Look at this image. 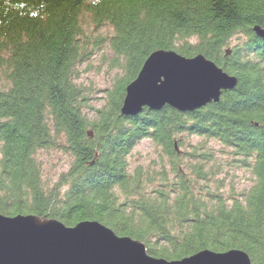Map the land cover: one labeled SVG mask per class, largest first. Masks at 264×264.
<instances>
[{"label":"trees","instance_id":"1","mask_svg":"<svg viewBox=\"0 0 264 264\" xmlns=\"http://www.w3.org/2000/svg\"><path fill=\"white\" fill-rule=\"evenodd\" d=\"M263 24L264 0H0V213L97 220L167 259L238 248L264 264V39L252 29ZM104 26L116 73L95 107L80 66L106 40L94 34ZM156 49L202 53L237 83L191 111L121 114L127 84ZM143 139L157 161L131 167ZM47 149L70 158L51 185L38 159ZM234 166L254 179L238 194L221 176Z\"/></svg>","mask_w":264,"mask_h":264},{"label":"water","instance_id":"2","mask_svg":"<svg viewBox=\"0 0 264 264\" xmlns=\"http://www.w3.org/2000/svg\"><path fill=\"white\" fill-rule=\"evenodd\" d=\"M253 31L264 39V24ZM229 49L226 50L228 54ZM237 78L202 53L186 57L173 49H156L127 84L121 114L168 104L194 110L218 101ZM0 264H252L247 252L202 249L177 259L150 255L144 242L119 235L97 220L67 226L56 218L0 213Z\"/></svg>","mask_w":264,"mask_h":264},{"label":"rangeland","instance_id":"3","mask_svg":"<svg viewBox=\"0 0 264 264\" xmlns=\"http://www.w3.org/2000/svg\"><path fill=\"white\" fill-rule=\"evenodd\" d=\"M91 27L89 26V29ZM113 30L111 26H104L94 34L100 35L101 38L106 39L102 41V46L96 52V54L86 63H83L81 68V75L79 82L90 87L93 91L94 99L92 100L95 107L100 106L103 103L102 96L103 90L109 88L113 79L115 78V69H111L108 66L109 59L112 52L108 45V38L112 34ZM236 38L231 40V45L237 43ZM198 137H190L189 142H197ZM212 150L215 152L219 159H226L224 155L220 154L221 147L217 142H209ZM181 150H189L190 145L186 143L183 146H179ZM159 149L154 145L150 139L141 140L131 151L128 156V162L130 166L142 165L146 167L151 162L157 161V154ZM38 159L42 164V176L46 184L51 185L61 172L67 170L70 158L67 154L56 150L47 149L38 152ZM154 164V163H152ZM224 172H221V176H224V192L238 194L248 188L254 181L250 173L242 167H231ZM227 195V194H226Z\"/></svg>","mask_w":264,"mask_h":264}]
</instances>
